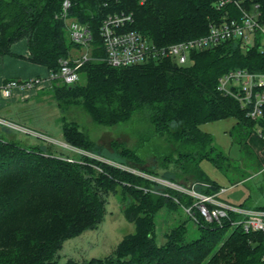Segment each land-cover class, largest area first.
I'll list each match as a JSON object with an SVG mask.
<instances>
[{"label":"trees","instance_id":"1","mask_svg":"<svg viewBox=\"0 0 264 264\" xmlns=\"http://www.w3.org/2000/svg\"><path fill=\"white\" fill-rule=\"evenodd\" d=\"M64 1L0 0V56L11 55L15 43L27 40L29 60L58 72L60 60L76 49L61 18ZM71 1V14L94 32L95 59L81 69L78 83L56 80L39 93L53 94L63 114L64 143L83 153L65 154L41 137L39 143L25 147L0 135V264H59L65 241L97 228L107 215L109 196L119 188L125 198H132L123 212L135 225L134 233L109 256L82 262L69 259L65 264H264V233L232 227L237 214L223 226L196 224L189 217L199 229L197 236L180 235L179 226L169 229L164 235L167 242L160 243L158 213L180 214L194 199L91 156L97 152L96 141L65 114L76 106L95 127H119L130 135L134 144L112 142L117 164L173 183H208L211 188L201 191L217 193L223 188L207 176L201 163L208 160L225 171L230 159L201 125L236 119L231 136L247 155L252 154L248 141L257 123L235 98L219 90V79L237 68L264 71V55L255 50L245 54L237 45L226 44L194 53L187 66L165 59L113 67L103 60L100 36L108 15L132 13L134 22L128 30L165 45L206 34L210 20L219 13L213 5L216 0ZM261 7L264 14V0ZM150 160L155 168L146 167ZM220 198L226 201L223 194Z\"/></svg>","mask_w":264,"mask_h":264},{"label":"built area","instance_id":"2","mask_svg":"<svg viewBox=\"0 0 264 264\" xmlns=\"http://www.w3.org/2000/svg\"><path fill=\"white\" fill-rule=\"evenodd\" d=\"M146 1L140 0V3L144 4ZM213 5L219 13L210 20L206 34L165 45L156 43L138 31L128 30V25L134 22L132 13L110 14L103 20L100 28L105 50L103 60L113 67H128L165 59L179 66H187L192 63L194 53L226 44L237 45L245 54L255 50L264 55V14L261 0H216ZM72 8V1L65 0L61 18L77 53L73 52L69 58L61 59L59 71L50 72L47 77L8 80L2 87L4 97L11 98L16 90L41 91L51 87L56 80L68 85L80 81L81 69L87 62L95 59V36L89 24L80 22L71 14ZM219 90L235 98L246 111L247 117L257 123L255 133L263 142L261 155L264 172V71L256 72L245 68L227 71L219 79ZM0 124L53 142V139H47L41 133L39 135L38 132L18 127L8 121L0 119ZM121 168L124 169L123 166ZM126 170L131 171L128 168ZM149 179L193 198L192 205L182 206L196 224L203 221L209 225L223 226L226 219L237 214L240 217L232 221V227H242L249 234L264 233V210L243 208L222 200L220 197L223 189L207 194L201 190L211 188L208 183L194 182L189 186H182L151 176ZM170 184L173 187L168 186ZM165 195L168 196L167 193ZM175 200L180 203L178 199Z\"/></svg>","mask_w":264,"mask_h":264},{"label":"rangeland","instance_id":"3","mask_svg":"<svg viewBox=\"0 0 264 264\" xmlns=\"http://www.w3.org/2000/svg\"><path fill=\"white\" fill-rule=\"evenodd\" d=\"M84 81L82 80V82ZM52 95V93H38L35 99L30 100L24 111V121L20 124L34 130L33 132L35 133L38 131L39 135V132L46 133L47 135H44V137L50 140L53 139L52 141L55 144L64 149L63 153L65 154L74 156L76 153H83L64 143L60 122L63 114L57 107ZM65 114L68 119L76 120L84 126L96 141L98 146L97 152L91 154V156L121 167V165L113 160L114 150L112 142L118 140L125 141L129 145L134 144L135 140L130 135L119 127L112 129L95 127L81 108L76 106H71ZM235 124L236 119L229 118L201 125L202 131L211 134L215 138L216 144L230 159V166L225 171L219 170L208 160H204L201 163V167L212 181L223 188V198L227 202L237 206L244 205L249 209L264 207V172L261 165L263 161L261 155L263 142L258 137V134L255 133V130L248 141L252 154L247 155L231 136V131ZM13 128H5L0 125V135L25 147L40 142L39 138L34 134L25 133L18 128ZM65 149H70L71 152ZM58 151L62 152L63 150ZM148 166L155 168L156 163L150 160L146 167L148 168ZM127 168L124 167V169ZM128 169L150 178V175L145 174L143 171H137L132 168ZM192 183L191 181H179L177 184L189 186ZM160 185L166 187L163 184ZM168 186L173 187L171 184ZM122 193V190L119 188L117 193L109 196L107 215L97 228L86 230L81 235L65 241L63 249L59 253V264H65L69 259L82 262L92 258L109 256L125 236L134 233L135 225L126 218L123 212V209L129 207L132 203V198L131 196H126L127 198H125ZM50 202L53 203L55 200H51ZM183 221L186 222L184 223ZM156 223L158 241L163 244L167 242L164 237L165 233L174 227H182L179 234L185 235L188 238L199 234V229L184 211H181L180 214L171 210L160 211L156 217Z\"/></svg>","mask_w":264,"mask_h":264},{"label":"crops","instance_id":"4","mask_svg":"<svg viewBox=\"0 0 264 264\" xmlns=\"http://www.w3.org/2000/svg\"><path fill=\"white\" fill-rule=\"evenodd\" d=\"M74 53H77V50ZM29 57L30 51L27 40L15 43L12 46L11 55L0 56V119L13 123L18 127L34 131L20 123L24 121V111L27 103L35 99L39 92L16 90L9 99L4 97L2 92V87L8 80H26L34 77L49 76L50 71L46 67L34 64L29 60ZM0 125L2 127L5 126L3 124Z\"/></svg>","mask_w":264,"mask_h":264}]
</instances>
